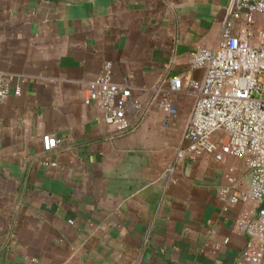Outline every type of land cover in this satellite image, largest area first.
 <instances>
[{"label": "crops", "instance_id": "obj_1", "mask_svg": "<svg viewBox=\"0 0 264 264\" xmlns=\"http://www.w3.org/2000/svg\"><path fill=\"white\" fill-rule=\"evenodd\" d=\"M227 4L0 0V75L11 91L21 86L0 103V264L239 261L248 238L235 220L260 203L226 207L218 191L229 168L249 187L244 160L177 156L195 98L189 83L204 76L191 56L215 47ZM105 62L130 89L126 134L84 103ZM157 89L170 93L175 118ZM47 133L60 140L50 151Z\"/></svg>", "mask_w": 264, "mask_h": 264}, {"label": "built area", "instance_id": "obj_2", "mask_svg": "<svg viewBox=\"0 0 264 264\" xmlns=\"http://www.w3.org/2000/svg\"><path fill=\"white\" fill-rule=\"evenodd\" d=\"M260 15L262 20L258 19ZM190 67L204 69V76L201 81L189 83L195 98L184 134L186 145L178 150L177 156L195 160L210 155L216 161L233 156L244 160L250 175L249 187L240 189L233 169L229 168L218 197L226 207L260 203L254 216L241 213L234 228L248 238L236 264H263L264 0H228L215 47L197 48ZM169 84L170 92L181 88L178 77H171ZM157 92V104L166 119L175 118L177 107L170 93L158 89ZM11 93L20 95V84L11 91L8 79L0 75V103ZM129 100L128 86L111 80L110 62L102 65L101 72L88 82L85 90L84 103L99 109L104 122L118 135L133 129L127 115ZM41 141L45 151L60 142L48 133ZM44 164L56 166L55 162Z\"/></svg>", "mask_w": 264, "mask_h": 264}, {"label": "rangeland", "instance_id": "obj_3", "mask_svg": "<svg viewBox=\"0 0 264 264\" xmlns=\"http://www.w3.org/2000/svg\"><path fill=\"white\" fill-rule=\"evenodd\" d=\"M262 18H263V16H262V15H260V17H258V19H259V20H262Z\"/></svg>", "mask_w": 264, "mask_h": 264}]
</instances>
